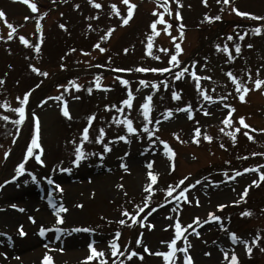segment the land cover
<instances>
[{
  "label": "rangeland",
  "instance_id": "rangeland-1",
  "mask_svg": "<svg viewBox=\"0 0 264 264\" xmlns=\"http://www.w3.org/2000/svg\"><path fill=\"white\" fill-rule=\"evenodd\" d=\"M33 2L37 3L38 13H46L40 17L42 35L36 30L37 13H33L21 0H0V9L5 11L7 20L14 27L19 25L13 38L8 40L10 30L0 20V78L4 81L0 84V104L10 105L9 108L0 107V184L5 180L9 181L0 187V264H41L42 256L49 249H52L49 254L53 257L54 264H85L83 258L89 254V242H94V247L98 250L103 249L109 260L115 259L110 256L108 241L117 230L121 233L117 240L121 251L133 249L143 255V260L133 257L131 261L125 259V264H163L161 257L151 253L166 250L161 241H169L173 237L175 230L172 225L175 220L179 219L182 225H188L195 217L207 220L209 212L221 216L219 223L226 224L227 231L235 232L242 239L250 240L257 231L261 233L262 239L257 245H251L253 251L250 255L246 254L243 244H232L227 232L220 229L219 223L209 221L196 229L200 232L199 237L187 231L188 241L192 245L189 251L194 264H224L221 249L229 252L235 250L239 264H264V252L260 250L264 248V181L252 185L251 181L259 179L260 173L242 171L243 168L261 165L260 172H264V156L250 155L253 152L264 153V132H251V129H248L247 131L255 137L250 141L243 135L245 130L238 123V117L244 116L246 123L253 128H264V94L260 90H250L246 94L245 102H241L225 74L231 69L235 75L246 79L242 70L247 68L255 79L256 69L259 68V75L264 78V34L256 35L249 31L242 41L234 35L233 40L242 45V51L235 60L227 63V54L218 52L215 48L216 44H227L230 52L235 55L233 41L227 40L228 34L250 30L262 22L240 17L230 11V5L217 4L216 0H207V6L202 4L201 0H181L180 21L175 19L174 14H165V19L171 25V35H178L180 23L185 25L184 38L179 41L183 48L179 54L182 65L191 70L194 61V70L198 75L212 78L202 80V86L214 96L227 97L226 100L209 105L206 101L201 104L202 98L188 76L180 80L172 79L176 68H170L164 73L115 71L118 68L135 69L137 65L148 68L168 67V56L174 48L170 36L162 30L163 25H157L161 31L153 37L152 49L153 55H158L161 59H154L145 52L147 37L151 32L149 25L155 18L153 9L157 8L156 0H132L137 4V8L129 22L124 25L120 23V17L108 15L112 3L117 5L122 14H126V6L121 0H99L103 5L102 9H95L87 0ZM232 2L242 11L264 16V0ZM76 4L79 5L78 8L73 7ZM169 7L174 12L177 6L170 0ZM159 10L163 11L162 8ZM205 12L209 15L218 14L222 18L209 23L203 19ZM25 16L29 19L25 20ZM93 16L96 17L95 20L90 19ZM61 23L66 25L65 29L59 27ZM88 24H92V29L87 27ZM113 26L114 30L109 38L100 41L105 51L100 52L93 48L92 45L107 28ZM19 35H24L33 43L42 40L40 52L21 44ZM247 44H252L253 47L248 48ZM69 48L75 51L68 52ZM125 48L128 49L127 52L124 51ZM160 48H168L169 53L161 52ZM61 63L65 64L64 69L60 68ZM29 64L40 68L41 72H47L48 75L33 72ZM97 75L100 77V83L109 87L107 90L93 87L89 93L87 88L94 85V77ZM117 76L127 79L129 84L121 85L116 79ZM71 79H76L82 87L78 90L69 88L66 93L57 87L67 84ZM140 79L146 82L155 81L158 88L152 91L149 83V87L141 86L137 89ZM165 81L168 87L164 86ZM248 87L251 89V81L248 82ZM128 89L134 93L131 109L125 107V111L117 112L116 109L104 108L105 104L124 107L119 102L126 98ZM173 89L180 91V100L171 99ZM24 92H29L25 119L20 125H16L14 121L18 114L12 109L18 106L16 98L22 97ZM61 94L68 102L71 118L64 117L60 111L63 100L55 99ZM148 94L153 98V120H159L165 109L175 110L185 104L193 106L192 119H188L185 112L174 111L172 117L160 121L158 130L153 129L155 136L151 139L158 136L167 141L175 153L174 157L165 155L163 145L157 146L155 152L151 149L144 152L150 138L145 134L142 139L137 140L134 135H130L128 142L111 141V150L104 154L102 163L99 162V156L89 155L78 167H73L70 173H61L55 169L59 162H63V167H71L70 160L74 158L75 146L70 141H79V132L87 124L88 115L95 113L96 118L90 127L89 140L85 142L84 149L87 153H99L103 148L102 144L95 142L98 129L105 127L106 136L103 142L107 143L111 137L125 134L123 125L111 122L114 114L121 118L127 115L133 119L134 126H138L142 122L138 112L139 104ZM41 100H44V104H40ZM223 104H231L235 108L233 124L241 127V131L236 133L235 143L226 135L232 130V126L226 127L225 132H220V128L225 127L221 121L227 112L223 109ZM205 106L210 115L201 111ZM33 113L39 119V143L43 149L41 159L44 164H39L34 156L29 157L25 162L27 171L12 181L10 178L15 175L16 165L23 159L26 147L31 141L35 128ZM3 116H9L10 119L4 121ZM197 124L202 132L213 137L212 141H204L202 137L199 144L191 141L193 128ZM149 127L152 128V125ZM173 133L180 139L177 140ZM221 144L225 147L221 148ZM6 151L9 153L7 157ZM40 151L34 149V152ZM125 152L128 153L127 156H124ZM121 158L129 171L126 172L120 167ZM148 161L153 162L151 170L159 175L157 184L153 186L157 190L152 194L149 209L137 217L139 220L147 215L145 226L141 228L138 223L129 225L128 222L120 225L117 221L122 218V208L134 212L132 205L142 204L147 195L143 188L147 182ZM172 164L175 166L170 170ZM233 169L240 172V175L229 180L225 173L232 176ZM29 173L37 177L38 183L31 179ZM47 176L59 183L63 192L55 191V186L44 179ZM185 176L188 180L182 187H187L189 183L194 185L186 192L191 203L171 200L165 195V190L169 185L175 186ZM197 181L199 183H196ZM117 185L123 187L119 188ZM245 186H248L245 200L240 204H233L232 201L239 199ZM49 199L55 202V206L63 203L68 209L67 212L61 213L64 217L63 224L57 226L68 231L58 234L53 228L41 237L39 228L42 225L49 229L55 224V214L49 206ZM157 203L161 207L148 215ZM12 204L17 205V208H12ZM77 204L82 207H76ZM218 204H224L225 207L217 208ZM245 209L250 210L252 215L240 216L239 213ZM44 213L49 217L41 218L40 214ZM29 216L33 217L35 222L30 221ZM147 223L153 224L154 227L149 229ZM21 226L24 236L19 235ZM74 227L90 228L94 231L72 232ZM4 233L7 236L3 235ZM138 236L143 244L148 246L149 253L143 252L142 245L135 244ZM8 237H11L10 241ZM45 244L48 248L44 247ZM125 244L129 245V248H124ZM177 246L184 247L186 243L178 240ZM61 248L62 251L58 250ZM79 250L80 254L77 255L75 252ZM40 251L41 253L36 254ZM205 252L210 255H204ZM28 255H31V258H28ZM177 255L178 258L182 256L179 253Z\"/></svg>",
  "mask_w": 264,
  "mask_h": 264
},
{
  "label": "snow or ice",
  "instance_id": "snow-or-ice-1",
  "mask_svg": "<svg viewBox=\"0 0 264 264\" xmlns=\"http://www.w3.org/2000/svg\"><path fill=\"white\" fill-rule=\"evenodd\" d=\"M21 2L25 5H27L33 13L38 14L37 15V21H36V30L38 32H41L42 26L40 23V17H42L43 15H46V13H38L37 3L33 2V0H21ZM87 2L92 7H94L95 9H102L103 8V5H102V3L99 2V0H87ZM169 2H170V0H156L157 8L153 9V15L155 18L152 19V21L149 25L151 32L147 37V46L145 47V52L148 56H151L157 60L161 59L160 56H158V55L154 56L153 55L152 49L154 47L153 37H156L157 35H159V33L161 31L160 29H158L157 25L158 24L163 25L164 27L162 30H163L164 34L170 36V39L173 42V48H174V50L168 56V60H167L168 67L148 68V67H143V66L137 65L135 69H133V68H118V69H115V71L116 72L137 71V72H141V73H144V72L164 73V72H168L170 70V68H176V72L173 75L172 79L173 80H180V79H183L185 76H188L190 79H192V81L194 82L195 88L199 92V97L202 98L201 104H203V102L206 101L209 105H211V104H214L216 101L226 100L227 99L226 96H221V95H215L214 96V95L210 94V92L207 91L202 86V84H201L202 80H211L212 78L210 76L198 75L197 72L194 70V65H195L194 61L192 62L193 67L191 68V70L189 67H185L182 65V62L179 59V54L182 53L183 48H182L181 43L179 41L183 40V38H184L183 29H184L185 25L183 23H180L178 25V28H179L178 35H171V33H170L171 25L169 24L168 20L165 19V14H167L168 16H172L174 14L175 19L177 21L182 20L181 12H180V7H182V4H181V0H172V2L177 6L175 11L173 12V9L171 7H169ZM121 3L126 6V14H122L121 10L117 7V5L115 3H112L110 5L111 10L109 11L108 15H110V16L116 15V16L120 17V23L122 25H124V24H127L129 22V20L132 18L133 14H134V10L137 8V4L133 3L132 0H121ZM201 3L204 4L205 6H207V0H201ZM216 3L217 4H223V5H230V11L235 13L236 15H238L240 17H246L249 19H253V20L262 22L261 24L256 25L254 28H252L250 30L246 29V30H244L238 34H234V33L228 34L227 40L233 41V48L235 50V55H233L232 52H230L227 44H225L223 46L220 44L215 45L216 51H218V52L222 51L223 53L227 54V60L225 61V63H227V61L235 60L237 58V56H239L241 54V51H242V45L238 42H235L233 40V36L236 35L237 39L242 41V40H244L245 35L249 31L251 33L256 34V35L264 34V16H259V15L252 13V12H249V11H242L235 6V4L232 2V0H216ZM73 7L78 8L79 5L76 4V5H73ZM160 8H162L163 11H160L159 10ZM221 18L222 17L218 14L217 15H209L207 12H205L203 15V19L205 21H208L209 23L212 21H218ZM24 19L28 20L29 17L25 16ZM90 19L95 20L96 17L93 16ZM0 20H2L7 25V28L10 30V32L7 36V39L11 40L13 38V35L16 33V29H17V27H19V25L14 27L13 24L7 20L6 13L3 9H0ZM59 27L61 29H65L66 25L61 23V24H59ZM87 27L89 29H92L93 26H92V24H88ZM113 30H114V26L108 27L107 30L104 32V34L100 36L99 40L96 43H94L92 45V47L98 49L100 52H104L105 48H103L101 46L100 41L107 40L109 38V36L111 35V33L113 32ZM41 35H42V32H41ZM0 39H2V37H0ZM18 39H19L20 43L23 44L25 47L32 48L35 52H40L42 40H38L37 42L33 43L31 40L26 38L24 35H19ZM246 47L252 48L253 45L247 44ZM73 51H75V49H72V48L68 49V52H73ZM81 51H83V50H81ZM124 51L127 52L128 49L125 48ZM160 51L164 52V53H169L168 48H160ZM85 54L87 55L88 53H85ZM63 59H64V57L62 56L61 60H63ZM109 59H111V57H109ZM85 63H87V61H85ZM28 66H29V68H31V70L33 72H36V73L41 74L43 76L48 75L47 72H41L40 68L35 67L32 64H29ZM201 67L203 68L204 65H201ZM60 68L64 69L65 64L61 63ZM242 71L244 72V76L246 77V79L235 75L231 69H229L225 73L228 80L231 81V84L234 87L235 93L238 96L239 100L241 102H245L246 94L250 90H260L262 92V94H264V78H261L259 75L260 69L259 68L256 69V78L255 79H253L251 72L247 68L243 69ZM116 79L119 81V83L121 85L127 86L129 84V81L127 79H123L122 77L117 76ZM94 80H95L94 85L87 88V91L89 93L92 92L93 87H95L96 89H100V88H104L105 90L108 89V87H109L108 85H102L100 83L99 75L95 76ZM249 81H251V89L248 87ZM3 82H4L3 79L0 78V84H3ZM149 83H150V88L152 91H155L158 88V85L155 81L146 82L144 79H140L139 83L137 85V89H139L141 86L149 87ZM164 86L168 87L167 81L164 82ZM57 87L62 88L63 92L66 93V92H68L69 88H73V89L78 90L82 87V85L80 83H78L76 79H71L67 82V84L57 85ZM214 89H215V85H213V90ZM30 91L31 90H29V92ZM29 92H24L22 97L18 96L16 98L17 101L19 102L18 106L12 109L13 112L18 114V118L15 119V121H14V123L16 125H20L25 119V105L29 101ZM78 98L79 97H73V99H78ZM45 99H49V98H45ZM55 99L63 100V104L60 106V111L64 117L71 118L69 108H68V102L63 99V94L55 97ZM152 99H153L152 95L148 94L143 98V102L139 104L138 112H139V116L142 118V122L138 126H134L133 119L127 115H124L122 118L116 116L115 114L113 115V120L111 122L115 123L116 125H123L125 134L113 136L110 138L109 142L105 143V142H103L104 138L106 136L105 127H100L98 129V134L95 136V142L98 144H102V148H103V151L99 152V153H87L84 149L85 142L89 140L90 127L92 126L93 120L96 118L95 113L88 115L87 116V124L83 127L82 131L79 132V137H80L79 141H76L75 139L73 141H70V143H73L75 146L74 152H73L74 158L70 160L71 167H63V166H61L63 162H59L55 166V169L61 173H70V172H72L73 167H78L80 165V163L83 160L87 159V157L89 155L99 156V158H100L99 162L102 163L104 154L108 153L111 150V147H110L111 141L128 142L130 135H134L137 140L142 139L145 134L148 138H150L148 141V146L145 147L143 150L144 152H148L149 149H151V151L155 152L157 150V146L163 145V150L165 152V155L168 156L169 158L174 157L175 153L173 152L172 148L168 145L167 141L160 139L158 136H156L154 139H151L152 137L155 136V131L153 129L158 130L160 121L161 120H167L168 118L172 117L174 111L175 112H185L188 119H192L193 118V106L185 104L182 108H176L175 110L165 109L164 114L160 116L159 120H153L151 117V112H152V108H153ZM171 99L173 101L180 100L181 99L180 91L173 89L171 91ZM133 100H134V93L131 89H128L126 98L122 99L119 102L120 105L124 106V107L118 108L116 104H111V105L105 104L104 108L106 110L111 108V109H116L117 112H123V111H125V107L127 109H131L133 107ZM40 104H44V100H41ZM0 107L9 108L10 105H8L7 103H4V104H0ZM222 107H223V109H226L227 112L221 121V123L225 127L220 128V132H225L226 127L232 126V130L228 131L226 133V135L231 137L233 143L236 142V133L241 131V127L245 130L243 132V135L246 136L247 139L250 141L254 140L255 137L253 135H251L249 131H247L248 129H251V132H256V131L264 132V128L256 129V128H253L248 123H246L244 116L238 117V123L241 127H236L233 124V119H232L235 108L231 104H223ZM201 111L205 115H210L208 108L206 106L202 107ZM2 119L4 121H8L10 119V117L9 116H3ZM33 119L35 120V128H34V131L32 133V136H31V141H30V143H28V145L26 147L23 159L21 160V162L19 164L16 165L15 175H13L10 178L12 181H15L18 176H20L22 173L27 171V169L25 168V162L29 159V157L34 156L35 160L39 164H41V165L44 164V160L41 159V152L43 151V149L41 148V144L39 143V138H40L39 119L35 116L34 113H33ZM150 124L152 125V128L149 127ZM17 131H19V129H17ZM173 136L177 140L180 139V137L176 133H173ZM201 137L204 141H212L213 140V137L211 135H208L207 133L202 132L201 127L197 124V126L193 128V135L190 137V139H191V141L199 144L201 142V140H200ZM13 139L15 140V137H13ZM182 142H187V141H182ZM220 147L223 148V147H225V145L221 144ZM34 149H40L41 151L40 152H34ZM8 154L9 153L6 151L5 157H7ZM127 155H128V153L125 152L124 156H127ZM250 155L264 156V153L257 154L255 152H253ZM225 163H228V161H225ZM174 166L175 165L172 164L170 166V170H173ZM120 167L122 169H124V171H126V172L129 171L127 164L123 161V158H121ZM146 168L148 169L146 172L147 182L143 188V191L147 195L144 198V200L142 201V204H140V205L133 204L132 205L134 212L129 211L128 208H122V210L120 212V216L122 218L117 221V223L120 225H125L126 222H128L129 225H131L133 223H138L141 228H143L145 226V223L147 221V215L142 216V218L139 220H137V217H140L142 213H145L146 209H149L152 194L154 192H156V190H157L153 186L157 184V179H158V175H159L158 173L151 170L153 168V162L152 161L147 162ZM260 168H261V165H255L253 167L242 169V171L245 173L250 172V171H255V172L260 173L259 179H254L251 181L252 185H258L261 181H264V172H260ZM232 171L234 173V175H232V176H229V175H227V173H225L226 178L229 180L234 179L235 176L240 175V172H237L235 169H233ZM29 175L33 181L38 183L37 177L34 174L29 173ZM44 179H46L49 184H52L55 186V191L63 192V188L61 187V185L59 183H57L51 176L44 177ZM187 180H188V177L185 176L178 183H176L175 186L169 185L167 187V189L165 190V195H167L171 200H174V201L183 200L185 202L191 203V201L188 200L186 192L188 191V189L193 188L194 185L189 183V184H187V187H182L185 184V181H187ZM7 183H9L8 180H5L3 182V184H7ZM25 183H27V181H25ZM196 183H199V181H197ZM3 184H0V187H3ZM117 187L122 188L123 185H117ZM247 193H248V186H245L243 192L239 196V199L232 201V203L233 204H240L241 201L245 200V196L247 195ZM49 197H51V193H49ZM48 203H49V206L53 208V211L55 214V224L52 226V228H54L58 234L63 233V232H67L68 231L67 229L59 228L57 226L63 224L64 217L61 215V213L67 212L68 209L64 206L63 203H60L58 206H55V202L52 199H49ZM165 203H167V201H165ZM196 203L198 204L199 201L197 200ZM11 207L17 208V205L12 204ZM76 207H82V205L77 204ZM159 207H161V205L159 203H157L156 206L154 208H152L150 212H148V215H151V212H154L156 210V208H159ZM216 207L223 209L225 207V205L224 204H218ZM20 211H24V209H20ZM176 214H177V216L179 215L178 208L176 210ZM239 214H240V216L245 217V216H251L252 212L248 209H245L244 211L240 212ZM29 220L32 222H35L34 218L31 216H29ZM209 221H216L219 223L221 221V216L215 215L212 212H209L207 220H202L200 217H195V218H193L191 223L188 225H182L180 220L176 219L174 225H172V227L175 230V234L173 235V237L169 241H161V243L166 246V250L157 251V252H154L151 254L161 257L163 260V264H194L193 257L189 251V249L192 247V245L188 241L187 231H191L195 236L199 237L200 232H198L196 229L199 228L201 226V224H206ZM193 225H195V227H193ZM147 227L149 229H151L154 227V225L151 223H147ZM219 227L221 230H225L227 232L228 239L232 242V244H237V243L243 244V247H244L246 254H249V255L253 251V248L251 245H257V242L262 239L261 233L259 231H257V234L254 237H252L250 240H248V239H242L235 232L227 231L228 226L226 224L219 223ZM50 230L51 229L45 228L42 225L39 228V235L41 237H43L45 235V233L50 231ZM71 231L72 232H80V231L92 232L94 230L90 229V228L74 227L71 229ZM3 235L7 236L6 233H4ZM19 235L20 236L25 235V233L22 229V226L19 229ZM120 235H121L120 231L117 230L115 232V235L108 241L110 256L114 257L115 259L109 260L103 249L98 250L96 247H94V242H89L87 244L89 254L83 258L85 264H87V262H93V261H98L99 264H125V259L131 261L133 257H138L139 259L143 260V255L139 251L129 249L127 252H124V251L120 250L121 245L117 242ZM59 238H60L59 235H57V239H59ZM8 239L10 241L11 237H8ZM178 240L185 241L186 246L178 247L177 246ZM135 244L142 245L143 252L149 253L150 250H149L148 246L143 244V241L140 238V236H138L135 239ZM44 247L48 248V245L45 244ZM123 247L129 248V245L125 244V245H123ZM58 250L62 251L63 249L61 248ZM260 250L262 252H264V248H261ZM50 251H52V249H49V251H46L44 253V255L41 258V264H54L53 257L49 254ZM221 251H222V255H223V259H224V264H239V257L237 256L235 250H232L231 252H229L228 250L221 249ZM178 253L182 254V256H180L179 258L177 255ZM204 255L207 256V255H210V253L205 252ZM122 257H123V259H122Z\"/></svg>",
  "mask_w": 264,
  "mask_h": 264
},
{
  "label": "bare ground",
  "instance_id": "bare-ground-1",
  "mask_svg": "<svg viewBox=\"0 0 264 264\" xmlns=\"http://www.w3.org/2000/svg\"><path fill=\"white\" fill-rule=\"evenodd\" d=\"M45 213H46V211H45ZM45 213L44 214H40L41 215V218H48L49 216L47 215V216H45ZM18 217V216H17ZM14 220V219H13ZM32 245V244H31ZM39 253H41V251L40 252H37L36 254H39ZM77 255L78 254H80V250L79 251H76L75 252ZM36 254H34V256L36 255ZM29 257L28 258H31L30 256L31 255H28Z\"/></svg>",
  "mask_w": 264,
  "mask_h": 264
}]
</instances>
